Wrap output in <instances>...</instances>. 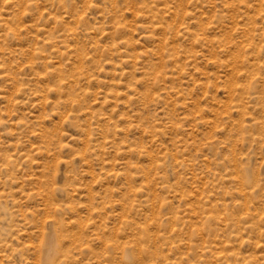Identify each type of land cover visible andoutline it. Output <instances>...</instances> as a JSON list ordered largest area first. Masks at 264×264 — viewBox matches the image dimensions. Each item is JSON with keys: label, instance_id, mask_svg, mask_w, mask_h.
I'll return each mask as SVG.
<instances>
[{"label": "rangeland", "instance_id": "obj_1", "mask_svg": "<svg viewBox=\"0 0 264 264\" xmlns=\"http://www.w3.org/2000/svg\"><path fill=\"white\" fill-rule=\"evenodd\" d=\"M264 264V0H0V264Z\"/></svg>", "mask_w": 264, "mask_h": 264}, {"label": "bare ground", "instance_id": "obj_2", "mask_svg": "<svg viewBox=\"0 0 264 264\" xmlns=\"http://www.w3.org/2000/svg\"><path fill=\"white\" fill-rule=\"evenodd\" d=\"M52 238L51 237H48L45 244H46V249L44 251V264H49L51 261V256H52V253L54 252L53 250V243H52Z\"/></svg>", "mask_w": 264, "mask_h": 264}]
</instances>
